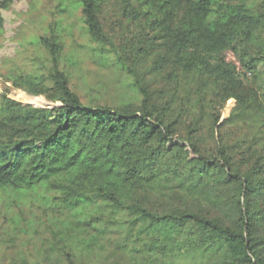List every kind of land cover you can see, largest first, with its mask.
Listing matches in <instances>:
<instances>
[{
  "label": "trees",
  "instance_id": "obj_1",
  "mask_svg": "<svg viewBox=\"0 0 264 264\" xmlns=\"http://www.w3.org/2000/svg\"><path fill=\"white\" fill-rule=\"evenodd\" d=\"M67 1L124 96L82 102L54 35L48 74L22 88L55 105L2 97L0 196L57 213L20 264H264L247 209L264 174V0Z\"/></svg>",
  "mask_w": 264,
  "mask_h": 264
},
{
  "label": "rangeland",
  "instance_id": "obj_2",
  "mask_svg": "<svg viewBox=\"0 0 264 264\" xmlns=\"http://www.w3.org/2000/svg\"><path fill=\"white\" fill-rule=\"evenodd\" d=\"M0 4L3 5L0 102L6 96L24 106L55 105L44 96H33L22 88L28 77L48 74L51 64L42 38L54 35L64 47L62 65L69 72L71 87L82 102L96 99L101 104L114 106L124 96L121 83L117 82L118 72L102 65L91 53L96 45L86 34L80 9H74L67 0H0ZM116 16L114 4L106 6L101 20L108 35L119 32ZM225 57L236 63L232 53H226ZM234 105L233 100L226 103L222 120L228 117ZM248 199L247 209L253 221L251 246L264 259V174L251 178ZM55 217L57 213L44 209L38 198H27L15 204L0 196V264H20L21 258L32 261L33 257L42 255L41 251L51 241Z\"/></svg>",
  "mask_w": 264,
  "mask_h": 264
}]
</instances>
